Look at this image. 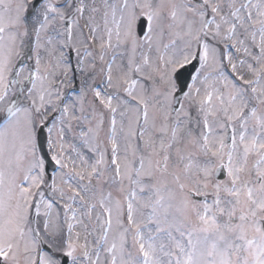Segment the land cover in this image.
Listing matches in <instances>:
<instances>
[{
  "label": "snow or ice",
  "instance_id": "snow-or-ice-1",
  "mask_svg": "<svg viewBox=\"0 0 264 264\" xmlns=\"http://www.w3.org/2000/svg\"><path fill=\"white\" fill-rule=\"evenodd\" d=\"M0 264H264V0H0Z\"/></svg>",
  "mask_w": 264,
  "mask_h": 264
},
{
  "label": "rangeland",
  "instance_id": "rangeland-1",
  "mask_svg": "<svg viewBox=\"0 0 264 264\" xmlns=\"http://www.w3.org/2000/svg\"><path fill=\"white\" fill-rule=\"evenodd\" d=\"M65 89H69V88H65Z\"/></svg>",
  "mask_w": 264,
  "mask_h": 264
}]
</instances>
